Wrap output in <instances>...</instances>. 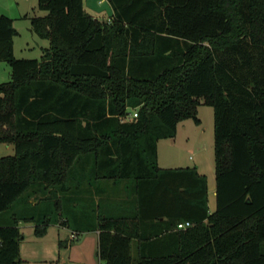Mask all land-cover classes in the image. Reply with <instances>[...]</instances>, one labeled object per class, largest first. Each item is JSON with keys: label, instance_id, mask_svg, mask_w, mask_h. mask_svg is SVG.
Returning a JSON list of instances; mask_svg holds the SVG:
<instances>
[{"label": "trees", "instance_id": "obj_1", "mask_svg": "<svg viewBox=\"0 0 264 264\" xmlns=\"http://www.w3.org/2000/svg\"><path fill=\"white\" fill-rule=\"evenodd\" d=\"M105 1L98 21L83 0H37L39 59L15 58L0 14V264H23L19 222L96 232L100 264H264V0ZM199 105L213 212L196 167L157 162Z\"/></svg>", "mask_w": 264, "mask_h": 264}, {"label": "rangeland", "instance_id": "obj_2", "mask_svg": "<svg viewBox=\"0 0 264 264\" xmlns=\"http://www.w3.org/2000/svg\"><path fill=\"white\" fill-rule=\"evenodd\" d=\"M0 1H2L3 6H7L4 7V10L13 18V24L17 31L14 38L15 58L26 60L39 59L42 49L47 48L49 42L38 38L31 30V25L29 24L30 17L45 15V12L38 9L37 0ZM83 4L87 13L98 21H105L111 15L110 5L105 0H83ZM6 67L9 74L7 75L6 72L0 69V82H7L10 80V69L8 66ZM128 111L131 112V109L129 108ZM197 111V117L200 120V124L195 125L190 119L179 123L177 125V134L173 138L174 141L168 139L166 145H162L161 158H176L177 161H174V164L169 166L174 168H179V166L194 167V163H200L203 173L206 174V180L209 179L210 192H208V203L209 206H211V209L214 210L216 207V184L213 148V111L210 107L204 105H199ZM6 147L7 145L0 144V157L13 156L14 153L12 146H9V148ZM162 167L164 168L166 166ZM117 194L119 195L121 192L118 191ZM74 228L78 229L81 227L75 225ZM89 232L80 233V240L89 243L90 237L92 238V235L89 234ZM93 232L94 231H92V234ZM64 249L66 248L60 249V251ZM74 258H77V256H74ZM63 263L64 261L62 260L56 262V264Z\"/></svg>", "mask_w": 264, "mask_h": 264}, {"label": "crops", "instance_id": "obj_3", "mask_svg": "<svg viewBox=\"0 0 264 264\" xmlns=\"http://www.w3.org/2000/svg\"><path fill=\"white\" fill-rule=\"evenodd\" d=\"M4 7L7 6H3L2 1H0V14L6 15L7 17L13 20L11 15L5 12ZM6 66L7 65L5 63L0 62V69H2L8 75L9 71ZM167 140L168 139H162L157 144L158 167L163 168L162 166H166L164 168L174 169V167H169V166H172V164H174V161H177L176 158H172V159L170 158L165 159L164 157L161 158V151H162L161 147L162 145H166ZM171 140L174 141V139ZM9 146L10 145H7L6 148H9ZM193 166L198 169L200 174L204 176L206 175L205 173H203L200 163L198 162L194 163ZM207 184H208V192H210L209 179H207ZM30 202L31 205L33 206V204L35 203V199L31 198L28 203ZM207 203H208V198H207ZM209 209L211 212L215 210V209L212 210L211 206H209ZM18 226L20 227V231L22 234V238L19 244H20V257L22 259L23 264H56V262H59L61 260L64 261L63 264L66 263L67 264H71V263L100 264L96 258V250H97L96 232H93V234L92 232H89V234L92 235V238L90 237L91 242L89 241V243H86L85 241L80 240V235L77 234H76L77 236H75L74 239H70V235L72 231L69 230L66 226L60 225L58 223L50 224L47 228L46 234L43 237H36L34 235L35 225L33 223L19 222ZM58 242L62 243L61 248L59 247ZM63 248L66 249L60 251V249ZM74 256H77V258H74Z\"/></svg>", "mask_w": 264, "mask_h": 264}, {"label": "built area", "instance_id": "obj_4", "mask_svg": "<svg viewBox=\"0 0 264 264\" xmlns=\"http://www.w3.org/2000/svg\"><path fill=\"white\" fill-rule=\"evenodd\" d=\"M137 116V114L136 113H134V114H132V115H128V116H126V117H124V118H122L123 120H129L130 118H134V117H136ZM191 224L189 223V222H181L178 226H177V230H180V229H185V228H187V227H189ZM76 236V234L75 233H71V235H70V239H74V237Z\"/></svg>", "mask_w": 264, "mask_h": 264}, {"label": "water", "instance_id": "obj_5", "mask_svg": "<svg viewBox=\"0 0 264 264\" xmlns=\"http://www.w3.org/2000/svg\"><path fill=\"white\" fill-rule=\"evenodd\" d=\"M247 202H249V199L247 198Z\"/></svg>", "mask_w": 264, "mask_h": 264}]
</instances>
